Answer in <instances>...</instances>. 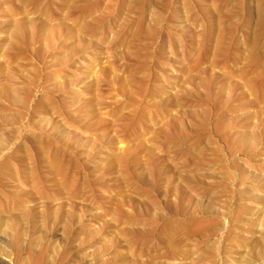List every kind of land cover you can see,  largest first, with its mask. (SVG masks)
<instances>
[{
  "label": "rangeland",
  "instance_id": "obj_1",
  "mask_svg": "<svg viewBox=\"0 0 264 264\" xmlns=\"http://www.w3.org/2000/svg\"><path fill=\"white\" fill-rule=\"evenodd\" d=\"M0 264H264V0H0Z\"/></svg>",
  "mask_w": 264,
  "mask_h": 264
}]
</instances>
